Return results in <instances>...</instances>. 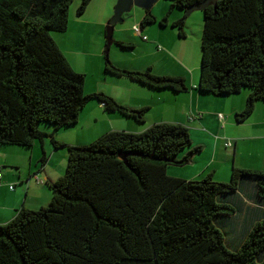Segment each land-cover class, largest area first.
Segmentation results:
<instances>
[{"label": "trees", "instance_id": "trees-1", "mask_svg": "<svg viewBox=\"0 0 264 264\" xmlns=\"http://www.w3.org/2000/svg\"><path fill=\"white\" fill-rule=\"evenodd\" d=\"M168 1L163 18L148 10L141 26L165 27L177 9L184 15L170 25L184 38L186 10L205 2L196 90L214 97L247 90L235 115L243 122L264 101V0ZM90 2L81 0L77 16ZM72 3L0 0V146L31 148L48 137L68 153L64 175L48 184L50 202L21 209L0 225V264H264V172L234 168L228 182L213 173L191 180L167 176V167L185 166L201 151L180 124L111 131L82 146L54 140L57 131L77 124L89 102L137 123L147 110H130L103 93L84 94L85 75L73 70L51 36L66 32ZM104 60L112 76L156 90H189L184 78ZM44 124L51 133L43 132ZM247 219L252 223L235 245L223 230Z\"/></svg>", "mask_w": 264, "mask_h": 264}, {"label": "crops", "instance_id": "crops-1", "mask_svg": "<svg viewBox=\"0 0 264 264\" xmlns=\"http://www.w3.org/2000/svg\"><path fill=\"white\" fill-rule=\"evenodd\" d=\"M115 2L116 0H105L103 7L96 6L94 13L91 14L86 9L83 15L77 16L78 18L72 17L69 12L68 28L65 34H61L64 36L52 38L73 70L85 75L84 94L103 93L130 110L147 109L143 115L145 125L139 126L131 118L105 112L97 102H89L80 113L77 124L67 131L74 129L78 135L80 130L85 131V135H89L88 140H93L96 138L94 127L100 121V125L107 128V133L111 131L140 133L154 124H180L189 129L193 144L201 147L200 153L187 164L192 169L189 180L213 173L217 181L228 182L234 168L264 172V101L256 103L253 113L238 123L235 115L245 106L247 90L225 97L199 93L196 90L198 75L193 74L194 68L187 69L181 66L167 49L158 45L162 43L171 51H178L177 38L173 36L167 38L168 32L162 29H167L180 17L171 19L170 14L169 24L164 28H152L154 32L151 33L148 25L141 26V21L148 10L133 12L135 7L133 6L129 11L132 13L130 27L126 26L123 20L122 23H118L119 27H115L116 24L113 28L108 58L120 69L132 71L151 69L155 75L184 78L189 86L188 91L175 93L171 90L151 89L127 78L115 77L105 72L104 37L108 22L112 18L110 7ZM166 13L154 11L152 14L159 21ZM135 26H140L142 36L150 33V39L145 36L147 39L142 40L137 36L134 32ZM183 34L185 38L184 31ZM115 42L131 44L132 47L123 49ZM125 50L131 52H124ZM158 66L160 67L157 69ZM218 114H222V122ZM88 121L89 124L86 123ZM42 130L49 134L52 128L45 126ZM62 131V129L57 131L53 136L58 143L79 146L77 144H83L86 140L85 135L78 143L66 140L60 136ZM227 142L231 143L230 147L225 146ZM0 147H3L0 148V225H3L11 221L21 209L37 210L45 206L48 193L43 183H52L61 175L56 171L48 172L46 165H49L55 155L63 162L67 159V154L58 152V149L51 146L49 139L35 141L31 148ZM43 156L46 160L37 172L36 168ZM171 177L182 179L175 175ZM10 186H13V190H10Z\"/></svg>", "mask_w": 264, "mask_h": 264}, {"label": "rangeland", "instance_id": "rangeland-1", "mask_svg": "<svg viewBox=\"0 0 264 264\" xmlns=\"http://www.w3.org/2000/svg\"><path fill=\"white\" fill-rule=\"evenodd\" d=\"M117 1L118 0H116L115 4H113L114 6L112 5L110 7V12H112L111 17L114 15L115 6L117 4ZM80 3H81V0H73V3L71 4L70 9H69L70 15L72 17H77L76 10H77ZM104 4H105V0H91V3L88 5L89 7L87 8V10H89L90 14L94 13L93 10L96 8V6L100 5V7H103ZM171 5H172V3L168 0H157L156 3L153 5V7L150 9V12H151V14L154 11L157 13L163 14V13H166L170 10ZM135 11L141 12V11H144V9H141L138 7H133V12H135ZM170 14H172L171 19H175V17L181 18L184 15L183 12H181L177 9H173V12ZM131 16H132V13H127L126 15L123 16V20H125L124 23H126L125 25L128 27H130V25L132 23V22H130L131 21L130 19H132ZM202 24H203L202 12L201 11H194L185 19V23L183 26V31L186 34L185 38L178 37V30L176 28L171 27V26H169L167 29H162V30H165L164 32H168L167 38H171L172 36L177 38V41H176V42H178V51L177 52L176 51L173 52L170 50V48L168 46H165L162 43H158V45L161 48L163 47V48L167 49V51H169L170 55L174 56V58L178 64H180L181 66H185L187 69L194 68L193 74L195 76L198 75V78H199L200 58H201V49H200L201 37H199V35H200V30L202 32ZM119 26H120V24H117L115 27H119ZM148 26H149V28H151L150 29L151 33L154 32V29H152V28H164V27H161L158 23L149 24ZM104 30H105V28L103 29V31ZM61 34L62 33H51V36L52 37L54 36L56 38L59 36H64ZM144 35L149 38L150 33H148V34L145 33ZM104 39L106 41V37H104ZM174 40H176V39H174ZM124 52H131V51L125 50ZM163 54H165V53H163ZM107 57H109V52L107 54ZM108 60L110 63H112L109 58H108ZM159 67L160 66H158L157 69ZM175 68L177 69L176 66H175ZM131 122H133V121H131ZM86 123L89 124L90 121H88ZM100 123H101V121L98 123L97 126L95 125V127H94L95 128L94 129V131H95L94 137H96V138L107 133L106 132L107 128L104 125H100ZM137 125L143 126V125H145V122L138 123ZM45 126H49V125H46V124L41 125V128H45ZM62 130L63 131L61 132L60 136L66 140L75 141V143H78L79 141L84 139L86 136V140H84L83 144H77L79 146L87 145L96 139L95 138L93 140H88L89 135H85V131L82 132L80 130V135H78L76 133V131H73L74 129H72L71 131H67V129H62ZM45 139H49L51 146L53 147L51 138L47 137ZM45 139H43V140H45ZM37 142H42V141H37ZM4 147H8V146H4ZM0 148H3V147H0ZM9 148H22V147H9ZM7 150H10V149H7ZM13 150H16V149H13ZM58 152H62V153L65 152L68 155L66 148H59ZM41 166H42V161L38 164V166L36 168L37 172L40 171ZM54 166H57V167L55 168ZM46 168H47L48 172H52V173H54L55 171H56V173L59 172L61 174L60 177H62V175H64L66 168H67V159H65L62 162L61 159L57 155H55V158L49 163V165L48 164L46 165ZM191 171H192V169H191L190 165H185L182 167L181 166H169V167H167L166 175L170 176V177H171V175H175V176L182 177V179H184V180H189V176H190ZM0 172H1V170H0ZM43 184H45L44 186H45L46 191L48 193V200L45 204V206H46L52 198V192L49 189L48 183H43ZM37 209H39V208H37ZM240 218H241V215L238 216V219H240ZM251 223L252 222L248 221V219H247V220H245V222H241V224L239 223V226H237L236 228H234L231 231L223 230L226 233V238L229 239V237H231L232 241L236 245L238 243L239 239L242 238L243 233L247 232L248 227ZM226 247L228 249H230L231 251H234V249H235L233 246L230 247L228 245V242L226 243Z\"/></svg>", "mask_w": 264, "mask_h": 264}, {"label": "water", "instance_id": "water-1", "mask_svg": "<svg viewBox=\"0 0 264 264\" xmlns=\"http://www.w3.org/2000/svg\"><path fill=\"white\" fill-rule=\"evenodd\" d=\"M156 0H118L115 6L114 15L109 20L106 27V48L105 55L108 54L110 45L112 44V32L116 24L123 22V16L129 13L130 9L135 6L144 10H149ZM206 6L205 2L192 5L186 10V16L194 11H202Z\"/></svg>", "mask_w": 264, "mask_h": 264}, {"label": "built area", "instance_id": "built-area-1", "mask_svg": "<svg viewBox=\"0 0 264 264\" xmlns=\"http://www.w3.org/2000/svg\"><path fill=\"white\" fill-rule=\"evenodd\" d=\"M134 32L137 36L141 37L142 40H146L147 38L145 36L141 35V29L140 26H135L134 27ZM218 118L220 119V121L223 120V116L221 114L218 115ZM0 178H1V174H0ZM10 190H13V186H10Z\"/></svg>", "mask_w": 264, "mask_h": 264}]
</instances>
